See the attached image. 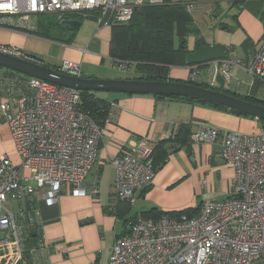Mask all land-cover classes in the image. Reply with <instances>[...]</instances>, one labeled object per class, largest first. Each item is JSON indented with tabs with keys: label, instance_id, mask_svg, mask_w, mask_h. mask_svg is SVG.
I'll list each match as a JSON object with an SVG mask.
<instances>
[{
	"label": "built area",
	"instance_id": "built-area-1",
	"mask_svg": "<svg viewBox=\"0 0 264 264\" xmlns=\"http://www.w3.org/2000/svg\"><path fill=\"white\" fill-rule=\"evenodd\" d=\"M162 0H0V28L36 30L40 15L60 22L68 15L96 16L99 28L130 22L145 5ZM2 52L29 56L10 46ZM119 70L129 68L116 62ZM251 76L250 87L264 85V39L247 60L236 53L225 59L191 66L189 80L212 88L230 85L232 69ZM58 71L82 77L81 64L63 60ZM222 82V84H221ZM81 92L28 77L0 72V118L10 127L21 164L0 157V264H39L30 243L40 211L29 212L36 197L54 205L64 189L73 196H96L97 181L88 177L98 157L105 126L79 109ZM191 145L221 140V156L234 168L231 196L203 203L196 217L138 219L128 235L113 246L109 264H264V130L254 134L222 132L204 126L192 134ZM112 206L133 203L156 176L152 150H132L113 161ZM206 182H204V186ZM44 248V241L37 243Z\"/></svg>",
	"mask_w": 264,
	"mask_h": 264
},
{
	"label": "crops",
	"instance_id": "crops-1",
	"mask_svg": "<svg viewBox=\"0 0 264 264\" xmlns=\"http://www.w3.org/2000/svg\"><path fill=\"white\" fill-rule=\"evenodd\" d=\"M231 4L236 11L231 17H226L228 20L232 18L234 26H231L232 22L226 24V30L218 32V42L214 45H222L229 54L236 53L239 59L247 60L252 53L244 54L242 44L246 41L253 43L256 52L264 39V0H238ZM70 32V41L75 37L77 40V32ZM97 34L103 38V44L95 38L88 43L80 41L77 46L80 48L71 43L57 45L52 42L49 55L81 64L84 78H108L100 76L108 72L104 67L106 60L113 63V67L117 66L110 58L111 27H102ZM33 36L29 31L0 28V46L14 47L39 59L29 53ZM188 47L189 51L195 49V38H189ZM46 56L49 57L48 54ZM241 71L238 67L232 69L233 79L224 87L225 90L239 93L243 86V82L238 81ZM190 74V67L171 68L169 77L173 81H188ZM233 82L236 85L232 86ZM253 89L243 96L252 93L261 100L262 86L258 84ZM105 98L112 105V120L105 126L97 161L92 168L96 174L87 180L88 183L97 181L98 193L96 196L76 197L66 188L54 205L42 197L35 198L45 244L42 248L32 243L36 249L34 257L39 264H109L114 244L128 234L131 221L140 219L143 213L154 208L166 212L181 211L201 207L207 201L226 200L231 196L235 172L221 156L222 141L193 146L190 138L204 126L243 134L260 131L256 119L200 103L151 95L113 94ZM186 129L188 137L184 140ZM175 138L181 139L182 144L164 146L168 156L152 185L139 190L130 205L120 203L118 215L112 214L118 207L114 208L111 202L115 182L113 161L132 150L144 152L150 148L153 153L159 144ZM3 156L10 158L15 165L22 162L9 125L0 118V157ZM108 167L112 168V175L107 194H102V177Z\"/></svg>",
	"mask_w": 264,
	"mask_h": 264
},
{
	"label": "trees",
	"instance_id": "trees-1",
	"mask_svg": "<svg viewBox=\"0 0 264 264\" xmlns=\"http://www.w3.org/2000/svg\"><path fill=\"white\" fill-rule=\"evenodd\" d=\"M53 15L56 16L55 14ZM41 16L47 15H40L37 17L36 30L32 32L33 35H37L41 38L62 44L70 42L69 33L71 32L61 27V22L58 20L57 16L55 17L54 23H52L50 27H46L43 21L40 20ZM91 16L96 19V16ZM66 18L69 20H79L81 21V23L84 19L77 18L75 15H68ZM111 30L112 38L110 58L115 62L125 64L129 69L133 68L136 73L140 74L139 77L133 79L163 82L173 81L169 77L171 68L188 67L186 64V57L199 48L208 45L202 37L197 35L199 32L193 26L191 17L189 16L185 5H183L182 3L172 4L164 2L160 5H145L135 13L130 22L126 24L114 25L111 27ZM191 37L195 38V49L193 51H189L188 47V40ZM250 45V42L246 41L242 44V47L244 49H248ZM54 69L58 71L57 67H54ZM0 72L25 78V76L13 73L2 68H0ZM177 82H185L187 84L212 89L217 92L235 96L245 101L264 105V101L258 99L252 93L243 96L239 93L225 90L223 87L212 88L207 86L206 84L193 83L190 80ZM258 84L259 83L254 85L253 88H256ZM253 90L254 89H252V91ZM155 97L181 100L186 102H195L206 105L204 103L192 101L187 98L165 96ZM209 106L228 111L226 109L215 107L213 105ZM111 108V103L106 98L103 99L98 97V94L96 92H81L79 109L82 112L88 114L100 126L105 125L106 120L112 113ZM231 113L237 115L235 112ZM261 123L263 124L262 129L264 130V122ZM178 142L182 144L181 139L177 138L171 139L167 142H162L153 151L152 159L154 162L156 173L159 168H161V166L165 163L168 156V151L166 150V148L164 149V146H167L169 144H176ZM123 204L130 205L131 203L124 202ZM120 205H118L117 209L111 213L118 215L117 211ZM201 208L202 206L170 212L160 211L154 208L146 213H143L140 218L144 220L154 221L161 219L164 215H168L173 218H180L182 215H188L189 217L193 218L200 214ZM35 209H37V207L34 201L28 205V210L32 213V211H34ZM137 220L138 219L135 218L133 221H131L130 228L128 229V234L131 231V227L137 222ZM41 231L42 226L41 224H39L37 225L34 233L31 234V244L33 243L37 245L39 241H43Z\"/></svg>",
	"mask_w": 264,
	"mask_h": 264
},
{
	"label": "water",
	"instance_id": "water-1",
	"mask_svg": "<svg viewBox=\"0 0 264 264\" xmlns=\"http://www.w3.org/2000/svg\"><path fill=\"white\" fill-rule=\"evenodd\" d=\"M61 27L67 31L77 32L81 29V21L66 19ZM228 56L227 49L222 45H206L190 53L186 57L188 67L202 65L212 61L222 60ZM0 68L13 73L46 81L60 87L74 89L80 92H106L127 95H151L187 98L192 101L213 105L238 116L254 118L264 122V105L245 101L235 96L217 92L185 82L177 81H147L140 79H96L73 77L56 71L32 55L17 57L0 50ZM188 130H185L184 140H187Z\"/></svg>",
	"mask_w": 264,
	"mask_h": 264
},
{
	"label": "rangeland",
	"instance_id": "rangeland-1",
	"mask_svg": "<svg viewBox=\"0 0 264 264\" xmlns=\"http://www.w3.org/2000/svg\"><path fill=\"white\" fill-rule=\"evenodd\" d=\"M162 2L172 3V4L182 3L183 5H185L188 11V14L191 17L193 26L199 32L197 35L202 37L208 45H214L215 43L218 42V32L221 30H226V27H225L227 26L226 24H228L229 22H232L231 26H234L232 18H229L228 20V18L226 17L227 15L231 17L234 11H236L235 7H233L231 4L232 0H162ZM53 16L54 15L41 16L40 20L43 21L46 27H50L52 23H54L55 21L56 16L54 17ZM230 28L233 30V27H230ZM99 29L100 28L98 27L96 19L90 15L89 17H86L82 20L81 29L77 31V40L75 37L74 40L76 41L73 40L68 43H71L72 46H74L75 44V48H80V47H77L79 46L80 41H85V43L86 42L88 43L91 41V39L95 38L96 40L99 39L101 44H103V38L98 37V34H97L99 32ZM33 38L34 39H33L32 45L29 48V53L33 55H37L39 59H42L44 63L51 66L52 68L60 66L61 61H63L64 59H62V57L58 59L56 55L50 57L49 55L51 52L50 44L52 42L57 45H65V44L47 40L37 35L36 36L34 35ZM255 48L256 46L253 43H251L248 49H244L243 47H241V51H243L244 54L252 53L253 55L255 53L254 52ZM47 54L49 57L46 56ZM73 63L76 64L77 62H73ZM104 67L108 68V72L100 76H103V77L107 76L108 78L96 77V79H133V78L139 77L140 75L139 73H136V71L133 68H130L126 71H121L118 69L117 66L113 67V63L111 64L107 60L105 62ZM249 76L244 71H241L239 73L238 81L240 79L243 82V86L239 90V94L243 95V94H247V92L249 91L250 92L252 91L253 88H251L250 85H248V83L252 81L251 76L250 77ZM234 85H236L235 82H233L232 86ZM261 86H262V89L260 91L261 93L260 98L261 100L264 101V85H261ZM97 94H98V97L104 99L105 97L111 96L115 93L99 92ZM242 117H245V116H242ZM247 118L251 120L254 119L250 117H247ZM255 121H257L260 124L259 130H261L263 127V124L258 120H255ZM111 170L112 168L110 167L106 168L104 176L102 177V180H103L102 194H107V191H108L107 189L109 187V178L112 175ZM94 172H95V169H93V171L90 173L88 179L91 178L94 174H96Z\"/></svg>",
	"mask_w": 264,
	"mask_h": 264
},
{
	"label": "flooded vegetation",
	"instance_id": "flooded-vegetation-1",
	"mask_svg": "<svg viewBox=\"0 0 264 264\" xmlns=\"http://www.w3.org/2000/svg\"><path fill=\"white\" fill-rule=\"evenodd\" d=\"M232 1H238V0H232Z\"/></svg>",
	"mask_w": 264,
	"mask_h": 264
}]
</instances>
